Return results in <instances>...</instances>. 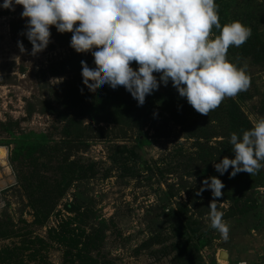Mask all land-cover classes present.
<instances>
[{"label":"rangeland","instance_id":"1","mask_svg":"<svg viewBox=\"0 0 264 264\" xmlns=\"http://www.w3.org/2000/svg\"><path fill=\"white\" fill-rule=\"evenodd\" d=\"M234 1L236 9L228 23L238 20L248 27L247 18L256 13L263 19L264 35V0ZM18 7L0 9V146L8 148L10 161L14 141L43 135L45 142L62 147L58 159L67 153L81 178L62 189L52 204L44 199L47 211L52 208L46 218L36 217L33 205L38 197L28 198L20 190L9 162L11 186L6 190L5 212L11 216L13 235L0 240V264H178L172 227L180 204L188 206L207 240L187 264H264V187L240 184L238 190L229 182L226 191L221 189L217 210L229 227L228 238H221L209 226L210 189L195 195L201 180L217 173L213 165L207 176L192 168L198 165L190 163L195 141L164 111L157 110L153 122L135 120L129 127L109 122L108 111L100 105L71 109L68 94L86 87L80 76L81 59L70 46L56 42L51 32L43 51L31 55L28 47L21 53L10 31L12 21L26 22ZM212 31L210 39L216 36ZM237 48L229 46L226 58L238 67L247 66L250 85L239 93L241 109L252 125L264 116V64L240 58ZM153 75L159 81V74ZM169 85L170 81L152 93H162ZM139 135H145L147 143H139ZM218 141L222 139L212 138L207 145L216 148ZM131 154L138 159L131 161ZM122 161L126 169L134 170L133 177L121 169ZM55 166L40 169L35 178L52 177ZM250 179L256 181V174ZM228 196L238 203L225 201ZM253 198H257L256 211L246 209ZM68 203L76 205L73 213L65 210ZM221 252L227 259H220Z\"/></svg>","mask_w":264,"mask_h":264},{"label":"clouds","instance_id":"2","mask_svg":"<svg viewBox=\"0 0 264 264\" xmlns=\"http://www.w3.org/2000/svg\"><path fill=\"white\" fill-rule=\"evenodd\" d=\"M16 5L26 19L24 35L31 55L48 45L50 26L58 33H71L69 46L76 53L91 51L94 66L80 61L81 80L89 90L122 86L142 106L146 95L170 81L180 97L207 116L226 97L250 85L247 66L238 67L226 53L229 46L245 43L251 29L238 20L222 26L214 0H3L0 9ZM213 28L219 35L210 39ZM17 47L24 52L19 41ZM133 61L135 70L130 67ZM153 73L159 74V81ZM228 143L233 158L214 163L217 173L223 175L231 167V178L264 169V116L239 135L230 133ZM223 187L220 179L208 177L195 195L210 189L209 226L226 240L229 227L216 199Z\"/></svg>","mask_w":264,"mask_h":264},{"label":"trees","instance_id":"3","mask_svg":"<svg viewBox=\"0 0 264 264\" xmlns=\"http://www.w3.org/2000/svg\"><path fill=\"white\" fill-rule=\"evenodd\" d=\"M214 3L218 6L219 23L223 26L228 23L236 9V7H233L235 1L214 0ZM20 11H22L21 6L18 7V12ZM258 16L256 13H252L247 18L251 35L245 43L235 50L237 56L242 59H250L253 65L264 64V35L260 28L263 19ZM25 25L26 22L22 20L12 21L10 31L23 45V48H28L31 45L24 35ZM49 29L56 42L69 46L71 33H58L52 26ZM212 30L215 35H219V30L215 28ZM76 57H79L90 67L94 66L90 50L77 53ZM130 67L135 70L137 67L135 61L131 62ZM67 98L70 100L71 109H73V106L76 109V106L89 107L90 105H100L102 109L108 111L107 120L109 122L129 127L133 126L135 120L145 122L149 119L153 122L155 120V112L157 110L164 111L170 117V122L176 126H180L181 131L186 134V137L195 141V158L190 159V163L193 165V163L198 162L197 167L192 166V168L197 169V171L201 170L200 173L204 176H207L208 171L212 172L211 166L214 163H218L221 158H233L231 145L228 143L229 134L236 132L239 135L241 130H247L251 127L250 122L241 109V93H238L235 98H225L222 100L220 105L210 111L207 116L197 113L184 98L177 94L171 85L162 93L155 92L151 95H146L142 106H137L136 101L122 86L112 89L106 84L98 86L94 90H89L87 87L79 88L68 94ZM212 138L222 139V141L216 142L218 145L216 148H211L207 145V142ZM147 140L145 135H139L137 139L139 143H147ZM45 141L46 138L43 135L34 136V138L27 136L22 140L14 141L15 144L13 143L14 148L10 155V161L8 159L15 174L16 185L19 186L20 190L22 189L28 198L33 196L38 197L36 202L34 201L33 209L36 217L43 218L47 217L48 212L52 208L51 205L49 211H47V201H51L52 204L54 199H59L62 195V189L66 188L70 182L78 181L81 178L75 163L68 161L67 153H64V157L58 159V156H60L58 153L62 152V147ZM201 141H205V145ZM137 159L138 156L131 154V161ZM47 165H56L52 172L53 176L49 178L46 176V178H35L42 169L48 167ZM120 165L123 171L129 172V175L133 177V169H126L123 161ZM199 165H202L203 168L198 167ZM230 171L231 167L223 175L219 173H215L216 175L212 174L223 183L224 187L222 190L226 191L228 189L229 182L234 183L238 190L240 189V184H245L249 188L264 187L262 183L264 181V171L256 173V181H251L250 175L245 172H239L229 178L228 172ZM35 181L39 184L36 185ZM44 199L48 200L45 201ZM224 200L231 204H237L239 201V199L232 198V196H228ZM248 200L249 206L246 209L256 211L257 206L253 204L257 203V198ZM64 208L68 213H73L76 210V205L68 203L64 205ZM187 208L186 204L178 205L176 211L178 215L177 223L172 227V235L177 239L172 249L177 251L175 262L178 261V264L183 262L187 264L186 261H189L191 254L198 252L199 249L207 244L204 233L200 232L201 225L198 224L197 219L191 217L192 215H190ZM12 235L11 216L4 211L0 219V240L9 239ZM15 251L16 249L14 253ZM11 252L6 251L9 254ZM4 257L7 258L6 256ZM4 263L5 261H3ZM17 263L20 264L22 261H18Z\"/></svg>","mask_w":264,"mask_h":264},{"label":"built area","instance_id":"4","mask_svg":"<svg viewBox=\"0 0 264 264\" xmlns=\"http://www.w3.org/2000/svg\"><path fill=\"white\" fill-rule=\"evenodd\" d=\"M2 147V146H0ZM6 150V157L3 159L5 166L0 163V213L8 208L7 203V189L11 186L10 176L11 168L8 161V148L3 147ZM6 169V171H4ZM237 264H246L245 262H238Z\"/></svg>","mask_w":264,"mask_h":264},{"label":"bare ground","instance_id":"5","mask_svg":"<svg viewBox=\"0 0 264 264\" xmlns=\"http://www.w3.org/2000/svg\"><path fill=\"white\" fill-rule=\"evenodd\" d=\"M5 157H6V150L3 147H0V163L3 166H5V162L3 161ZM4 171H6V169H4Z\"/></svg>","mask_w":264,"mask_h":264},{"label":"water","instance_id":"6","mask_svg":"<svg viewBox=\"0 0 264 264\" xmlns=\"http://www.w3.org/2000/svg\"><path fill=\"white\" fill-rule=\"evenodd\" d=\"M220 259H227L226 253L221 252Z\"/></svg>","mask_w":264,"mask_h":264}]
</instances>
